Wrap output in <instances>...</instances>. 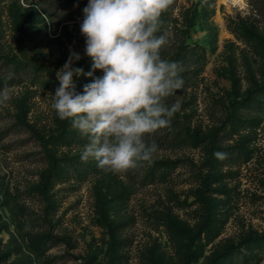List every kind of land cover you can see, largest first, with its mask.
<instances>
[{
	"label": "rangeland",
	"instance_id": "obj_1",
	"mask_svg": "<svg viewBox=\"0 0 264 264\" xmlns=\"http://www.w3.org/2000/svg\"><path fill=\"white\" fill-rule=\"evenodd\" d=\"M251 3L173 0L180 36L198 46L176 98L197 139L157 148L154 180L137 168L129 189L130 170L82 161L86 137L46 141L62 128L56 72L84 52L71 23L82 19L62 20L48 0H0V89L11 93L0 106V264H210L264 233V15Z\"/></svg>",
	"mask_w": 264,
	"mask_h": 264
},
{
	"label": "clouds",
	"instance_id": "obj_2",
	"mask_svg": "<svg viewBox=\"0 0 264 264\" xmlns=\"http://www.w3.org/2000/svg\"><path fill=\"white\" fill-rule=\"evenodd\" d=\"M172 4L173 0H88L79 30L91 70L72 67L81 56L70 52L56 72L59 86L51 107L87 138L82 161L94 160L106 173L123 174L153 163L157 145L150 138L170 128L180 111L179 101L167 100L184 88L183 67L161 55L169 43L161 17ZM95 70L102 75L77 92L73 76L91 77ZM10 99L5 84L0 106Z\"/></svg>",
	"mask_w": 264,
	"mask_h": 264
},
{
	"label": "trees",
	"instance_id": "obj_3",
	"mask_svg": "<svg viewBox=\"0 0 264 264\" xmlns=\"http://www.w3.org/2000/svg\"><path fill=\"white\" fill-rule=\"evenodd\" d=\"M252 1V10L258 11L259 14L264 15V0H251ZM51 2V7L54 9L59 10L60 16L63 18L62 20H80L83 19V12L82 9L86 6L88 0H48ZM79 3H84V6L81 7L79 12L75 15L72 14V9L76 7ZM42 12L44 16H52L49 15L50 7L44 3H41ZM263 8V10H261ZM2 10V6L0 5V11ZM173 4L168 8V10L162 15L161 19L163 21L162 31L167 32L169 43L166 47H164L161 51V55L164 59L170 61H177L183 67V72L181 73L184 79V90L188 85H190L191 81L193 80V73L196 70L195 60H197V48L198 46L193 45L190 47L184 42V37H181L184 31L183 28H179L177 22H175V18L173 19ZM44 16L38 14L39 21L44 20ZM81 21L71 22L73 26L79 28ZM172 24V26H170ZM184 34V33H183ZM175 35V37H174ZM8 61L11 58L5 57ZM91 59L87 57L84 52L81 56V59L78 62V67L84 69L85 72L91 70ZM102 75L100 70L93 71V76H84L81 75L79 77L73 76V81L75 83V90L77 92H82L83 85L85 83H89L92 81L93 77H98ZM2 80H0V83ZM53 82H57L53 79ZM10 83V82H9ZM180 90V91H182ZM179 91V92H180ZM178 92L169 97L167 100L168 104H172L176 101ZM62 128L61 130L54 135H50L46 138L48 142H62L69 144L70 138L69 135H72L75 139L80 140L81 144H85L86 140H82V135L78 132V130L69 131V126H71V121L69 120H61ZM68 133H70L68 135ZM72 137L73 140H75ZM195 135L192 131H190L187 125V119L181 117L179 112L175 114L172 119L171 127L168 129H162L158 131L153 137L150 138V142L154 141L157 145V148H178L182 146L190 145L194 142ZM197 139V138H196ZM82 140V141H81ZM156 148V149H157ZM49 155L52 156L54 159L55 157L47 150ZM52 159V160H53ZM54 163L50 165L47 172L42 175V183H45L48 179V176L51 173V169L53 168ZM146 171V175L149 176V180H154L156 170V165H148L145 164L141 167ZM137 170H130V174H128V188L131 189L134 183H137V178L134 176L135 171ZM147 177L143 176L141 179L142 182L146 180ZM208 234L209 233H204ZM264 256V233L254 234L250 233L243 238L236 244H231L230 246L226 247L223 251L219 252L214 257L216 258L215 261H211L210 264H256L258 261ZM215 262V263H214Z\"/></svg>",
	"mask_w": 264,
	"mask_h": 264
},
{
	"label": "bare ground",
	"instance_id": "obj_4",
	"mask_svg": "<svg viewBox=\"0 0 264 264\" xmlns=\"http://www.w3.org/2000/svg\"><path fill=\"white\" fill-rule=\"evenodd\" d=\"M238 2L241 1V0H237Z\"/></svg>",
	"mask_w": 264,
	"mask_h": 264
}]
</instances>
